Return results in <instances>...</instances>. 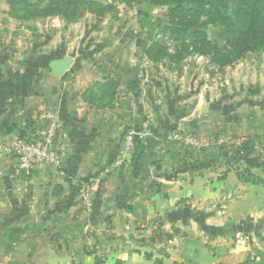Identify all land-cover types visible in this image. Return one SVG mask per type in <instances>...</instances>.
<instances>
[{"label":"crops","instance_id":"0c3cea01","mask_svg":"<svg viewBox=\"0 0 264 264\" xmlns=\"http://www.w3.org/2000/svg\"><path fill=\"white\" fill-rule=\"evenodd\" d=\"M44 40L48 53L70 50L63 36ZM62 76L43 103L59 122L58 167L17 166L7 145L26 139L36 107H9L15 94L0 95V264H264V183L237 174L264 180V84L248 85L236 123L223 128L228 139L186 153L154 141L116 101L90 105L87 83ZM241 141L251 153L237 149Z\"/></svg>","mask_w":264,"mask_h":264},{"label":"rangeland","instance_id":"374dc122","mask_svg":"<svg viewBox=\"0 0 264 264\" xmlns=\"http://www.w3.org/2000/svg\"><path fill=\"white\" fill-rule=\"evenodd\" d=\"M4 5L1 2L0 95L15 94L9 107L20 110L23 105L36 107V121L28 120L31 115L25 117L33 131L39 127L43 113L50 111L43 106L46 95H50L51 87L63 77L53 76L49 63L64 57L71 58L72 64L63 75L69 78L77 75L87 83L81 88L85 98L88 89L96 83L117 81L114 101L121 113L131 122L145 120L149 125L147 132L158 143H170L167 137L173 132L194 135L200 146H185L190 149H184L186 153L203 147L201 140L228 139L231 135L223 128L236 123L238 109L242 110L238 106L250 89L248 85L257 81L264 84L263 35L254 41V48L243 50L246 47L243 44V52L237 58L234 47L240 46L237 42L240 37L234 35V41L223 26L206 24L199 29L209 45L193 42L181 32L168 31L169 6L166 5L152 7L145 0H24L16 4L13 13L9 12L7 3ZM235 7L234 0H216L215 6L206 5L205 9L209 13L218 10L234 15ZM243 9L239 7L237 11ZM58 15H66V22L61 23L63 19ZM206 21L207 17L202 15L198 24ZM55 29L65 33L58 34ZM47 33H53L56 41L61 36L68 41L70 50L64 57L61 53L46 52ZM193 43L200 47L201 53L192 50ZM153 44L182 58H160L152 62L144 50ZM217 50L224 64L214 58ZM154 53L159 54L158 50ZM134 67L139 68L135 88L128 89L125 76ZM247 107L252 111L253 107ZM196 122L205 126L195 132Z\"/></svg>","mask_w":264,"mask_h":264},{"label":"trees","instance_id":"16d2710c","mask_svg":"<svg viewBox=\"0 0 264 264\" xmlns=\"http://www.w3.org/2000/svg\"><path fill=\"white\" fill-rule=\"evenodd\" d=\"M24 0H7L6 3L9 6V12H14L16 9V4L23 2ZM36 2H52L59 0H35ZM149 6L159 7V6H169V27L168 31L171 33L181 32L188 38H192L193 42H201L205 45H209L204 36L200 33L199 29L206 24L220 25L224 27V30L229 31L230 35H233V40L235 41L234 35L239 36L240 39L237 40L241 43L240 46L235 45V50L237 53L236 57L239 58L242 54V45L245 44L246 47L243 50L255 47V40L260 36H264V0H234L236 5L234 15L229 13L221 12L216 10L214 13H209L206 11L205 6H215L216 0H145ZM239 7H244L245 10L241 11L237 9ZM13 8V10H11ZM237 11V12H236ZM12 12V13H13ZM52 15V14H48ZM205 15L207 21L198 24L199 18ZM55 16V15H53ZM66 22V15L60 16ZM237 32V34H235ZM198 35H202L203 38L198 39ZM158 50L159 54L154 55V51ZM192 50L197 53H201L200 47L196 43H193ZM145 54L148 55L152 62L158 61L160 58H170V59H181L180 54L174 56L170 55L165 51V49L160 46L153 44L148 49L144 50ZM214 58L218 59L220 64L223 63L222 55L218 54V50L214 53ZM232 61H229L230 63ZM119 86L117 81H106L105 83H96L95 86H91L88 89V96L85 100L97 109L111 108L116 96V90ZM127 88H135V80L128 82ZM34 129H30L27 132V137L33 132ZM26 137V138H27ZM237 149L246 154L252 152V147H249V141H241L237 145ZM238 177L241 181L251 184H263L264 180L253 175L249 169L245 168L237 171ZM252 261L247 260L243 264H252Z\"/></svg>","mask_w":264,"mask_h":264},{"label":"built area","instance_id":"2783aa9c","mask_svg":"<svg viewBox=\"0 0 264 264\" xmlns=\"http://www.w3.org/2000/svg\"><path fill=\"white\" fill-rule=\"evenodd\" d=\"M40 125L26 139H12L7 145L20 169L30 170L39 166L58 167L63 159V146L60 143L61 132L57 118L43 113ZM169 142L182 143L188 147H199L195 136L173 132L168 135Z\"/></svg>","mask_w":264,"mask_h":264},{"label":"water","instance_id":"95a60500","mask_svg":"<svg viewBox=\"0 0 264 264\" xmlns=\"http://www.w3.org/2000/svg\"><path fill=\"white\" fill-rule=\"evenodd\" d=\"M71 64L72 59L69 57L53 60L49 63L50 73L55 77H61L69 69ZM138 72V67H134L133 69H131V71L125 76V82L134 80Z\"/></svg>","mask_w":264,"mask_h":264}]
</instances>
